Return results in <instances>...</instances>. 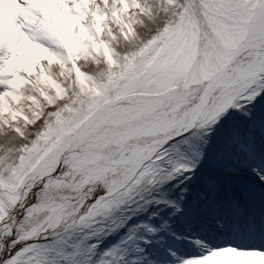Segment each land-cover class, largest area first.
<instances>
[{
	"label": "snow or ice",
	"instance_id": "snow-or-ice-1",
	"mask_svg": "<svg viewBox=\"0 0 264 264\" xmlns=\"http://www.w3.org/2000/svg\"><path fill=\"white\" fill-rule=\"evenodd\" d=\"M0 264H264V0H0Z\"/></svg>",
	"mask_w": 264,
	"mask_h": 264
}]
</instances>
